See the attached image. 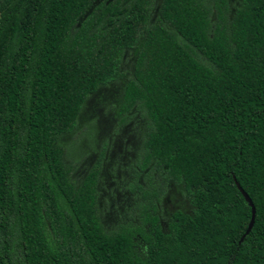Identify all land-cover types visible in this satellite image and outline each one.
Wrapping results in <instances>:
<instances>
[{"label": "trees", "instance_id": "trees-1", "mask_svg": "<svg viewBox=\"0 0 264 264\" xmlns=\"http://www.w3.org/2000/svg\"><path fill=\"white\" fill-rule=\"evenodd\" d=\"M111 83L139 140L106 227L113 135L79 179L68 147ZM0 264H264V0H0Z\"/></svg>", "mask_w": 264, "mask_h": 264}, {"label": "rangeland", "instance_id": "rangeland-1", "mask_svg": "<svg viewBox=\"0 0 264 264\" xmlns=\"http://www.w3.org/2000/svg\"><path fill=\"white\" fill-rule=\"evenodd\" d=\"M122 69L125 71L130 70L128 68V60L125 61ZM115 86H117V83L102 86L98 90V93L90 97L85 109L81 112L82 118L79 119L77 127V129L83 127L85 118L90 117L85 122V129H89L88 132L90 131V136H88L85 141H83L82 138L81 141L73 142V144L68 147L69 152L74 158H81L80 164L75 168L76 172L72 174L73 177L79 179L81 176L83 177L92 163L96 160L99 143L107 139L108 134L113 135V150L102 163L100 171L101 180L98 186L100 216L106 227H110L120 220L122 222L123 215H127L125 213L130 206V202L128 199L129 192L124 188V180L129 178L128 176L130 175L128 174L130 171V167L128 166L129 161L125 158L120 159L115 157L118 154L117 152L123 148L126 149V146L128 150V147H130L129 145H133V142L138 138L134 136L135 134H133L132 131L134 130V123H132L133 118L129 115H125V117H123L125 121L121 122L120 117L115 115L114 110L110 109L111 104H113L111 93ZM88 140H90L89 143ZM112 152L116 155H112ZM83 154L84 157H82ZM125 221L127 222V220Z\"/></svg>", "mask_w": 264, "mask_h": 264}, {"label": "water", "instance_id": "water-1", "mask_svg": "<svg viewBox=\"0 0 264 264\" xmlns=\"http://www.w3.org/2000/svg\"><path fill=\"white\" fill-rule=\"evenodd\" d=\"M236 186L238 187V189L240 190V192L242 193L243 197L245 198L246 202L249 204V206L251 207V216H250V221L248 222L247 228L244 232V234L241 236L240 241L243 240V237L249 233V231L251 230L253 224H254V219H255V206L252 203V200L250 199V197L247 195V193L242 189V187L239 185L238 182H236Z\"/></svg>", "mask_w": 264, "mask_h": 264}]
</instances>
